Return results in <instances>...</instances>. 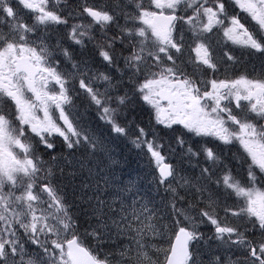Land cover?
<instances>
[{
  "label": "snow or ice",
  "instance_id": "snow-or-ice-1",
  "mask_svg": "<svg viewBox=\"0 0 264 264\" xmlns=\"http://www.w3.org/2000/svg\"><path fill=\"white\" fill-rule=\"evenodd\" d=\"M0 264H264V0H0Z\"/></svg>",
  "mask_w": 264,
  "mask_h": 264
}]
</instances>
